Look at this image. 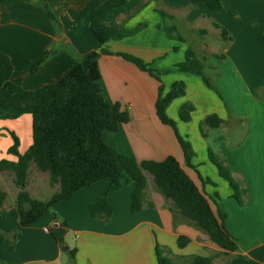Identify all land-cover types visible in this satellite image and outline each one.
I'll return each instance as SVG.
<instances>
[{
    "label": "crops",
    "instance_id": "obj_1",
    "mask_svg": "<svg viewBox=\"0 0 264 264\" xmlns=\"http://www.w3.org/2000/svg\"><path fill=\"white\" fill-rule=\"evenodd\" d=\"M105 1L1 3L0 52L13 66L11 82L25 90L39 89L62 79L80 59L99 50L89 25L92 12ZM221 4L222 10L214 12L191 0H131L124 11H112L107 17L109 24L139 30L103 47L111 55L99 58V85L106 102L118 103L129 114V122L117 131L103 132L104 143L138 162L174 157L197 188L226 215L225 226L236 241L235 251L225 253L210 242L204 231L162 196L148 173L142 209L136 214L130 211L135 185L124 181L119 190L107 196L113 210L110 220L103 223L93 218L88 205L104 196L107 185V180H100L77 191L71 200L57 202L37 222L23 228L16 205L19 189L13 174L2 172L0 186L6 199L0 209V233L11 239L16 232V238L13 246L0 243V264H12L3 254L12 248L17 254L18 250L30 254L35 249L41 251V256H27L20 264H70L66 255L70 249H76V264H157L156 246L176 264H189L195 256L212 257L211 264H264V0H221ZM215 25L225 29L228 40L221 38ZM168 26L175 29L172 39L164 32ZM209 32L217 33L227 45L219 54L224 56L221 61L215 59L218 54L209 46H200L198 57L205 58L204 71L210 73L214 90L207 88L201 77L175 70L184 62L189 46L198 45L193 41L195 34L206 39ZM119 53L137 57L159 73L164 93L174 82L185 84V96L174 100L166 114L175 122L180 137L191 145V164L214 186L202 184L196 172L184 165L174 131L157 118L154 105L159 83ZM43 57V64L30 73L29 67ZM185 103L194 107L188 123L178 116ZM212 114L223 122L215 129L204 127L203 137L201 122ZM31 123L30 115L0 120V160H16L8 153L13 143L10 132L19 140L18 152H27ZM209 149L239 186L247 189L243 205L232 197V189L209 162ZM58 190V185H49L47 173L29 168L26 191L31 198L47 202ZM54 221L61 227L44 232L43 227ZM179 236L190 240L183 249L177 247Z\"/></svg>",
    "mask_w": 264,
    "mask_h": 264
},
{
    "label": "trees",
    "instance_id": "obj_2",
    "mask_svg": "<svg viewBox=\"0 0 264 264\" xmlns=\"http://www.w3.org/2000/svg\"><path fill=\"white\" fill-rule=\"evenodd\" d=\"M6 0H0V4ZM28 1V0H24ZM44 0H41V2ZM131 0H107L100 4L91 14L89 29L99 42V50L93 51L80 59L62 79L39 89L29 91L11 82L13 66L9 58L0 52V89L3 99L0 101V120H16L23 115H30L31 145L27 152H18L19 140L10 132L12 145L8 153L15 161L0 160V173L13 174V183L19 189L16 205L19 213V224L28 227L37 222L54 204L59 201H69L73 195L88 186L107 180L104 196L95 203L88 205L90 215L100 222L107 223L113 213L108 203L109 193L121 188L122 183L133 182L135 187L131 195L130 211L136 214L141 211L145 196V173L152 176L153 182L162 194L170 200L183 217L205 232L210 242L225 253L235 251L237 244L225 226L226 215L222 213L215 201L207 198L203 191L197 188L181 168L177 160L168 156L160 162L144 160L138 162L117 150L107 146L102 134L105 131L115 132L123 124L129 122V114L122 110L118 103L110 104L103 97L99 85V58L111 55L103 47L111 41H120L137 33L134 30L118 28L108 23V15L114 11H124ZM193 4L202 2L214 12L222 10L221 0H191ZM46 9V6L43 5ZM162 17L168 15L160 13ZM230 14V13H229ZM224 40L229 37L224 28L215 25ZM173 27H166L164 32L172 39ZM125 61L134 64L139 70L147 73L159 83L158 96L155 102V112L159 121L169 126L175 133L177 142L183 153L184 165L195 171L202 184L214 186L209 179L203 180L191 164L194 156L189 142L180 137L175 122L167 114V108L176 100L185 96V84L177 81L171 84L164 93L159 73L141 59L129 54L119 53ZM217 60H223V55H215ZM45 58L38 59L29 67L30 73H35L43 64ZM205 58L198 59L188 49L184 62L176 65L178 72L189 73L202 78L205 86L214 90L211 77L204 73ZM209 68L213 69L211 65ZM194 107L190 103L183 104L178 112L179 119L188 123ZM222 120L215 114L209 115L201 122L203 128H218ZM208 160L216 167L220 178L225 180L232 189V197L239 205L248 199V191L241 188L232 178L231 171L208 150ZM34 166L38 171L47 173L50 186L58 185L59 190L47 202L33 199L26 191L28 170ZM6 199V193L0 186V209ZM214 206L215 209L212 207ZM16 238L13 232L11 239L0 233V243L12 244ZM60 245L62 240H56ZM190 240L179 236L177 247L183 249ZM157 264H175L156 246ZM76 249L67 250L70 264L75 263ZM212 257L195 256L189 264H211Z\"/></svg>",
    "mask_w": 264,
    "mask_h": 264
},
{
    "label": "rangeland",
    "instance_id": "obj_3",
    "mask_svg": "<svg viewBox=\"0 0 264 264\" xmlns=\"http://www.w3.org/2000/svg\"><path fill=\"white\" fill-rule=\"evenodd\" d=\"M196 35V40H193L194 42H198L197 46L195 47L194 45H191V47L189 46V49L194 53V55L199 59L200 57H198V54L201 52L200 50V46L201 44H205L206 46H209L210 50L212 52H215L216 54H223V48L226 45V43L224 42V40H222L219 35L217 33H211L209 32L208 36L206 37V39H204L203 37H201L199 34H195ZM205 55L208 56L209 53L205 52ZM216 59V58H215ZM217 60V59H216ZM206 73V75L208 76V74H210L208 71H204ZM33 177V174H32ZM32 179V178H31ZM10 194L9 193V199H10ZM50 237H52V235H49ZM42 241V238H41ZM15 243V242H14ZM14 243L9 244V246H13ZM11 248V247H10ZM64 248V246L62 247V249ZM14 248L8 250V252H3V254L6 255L7 258H9L12 262V264H20L23 260H27V256H29L30 258H34L35 254L37 253L38 256H41V251H39L38 249H35L34 251H30V253H27L28 251H21L18 250V254L15 252V250H13ZM18 262V263H16ZM174 262V261H173ZM176 264V263H175Z\"/></svg>",
    "mask_w": 264,
    "mask_h": 264
},
{
    "label": "built area",
    "instance_id": "obj_4",
    "mask_svg": "<svg viewBox=\"0 0 264 264\" xmlns=\"http://www.w3.org/2000/svg\"><path fill=\"white\" fill-rule=\"evenodd\" d=\"M61 227V224L58 221H54L51 226L43 227V231L48 233L50 232L51 228H58Z\"/></svg>",
    "mask_w": 264,
    "mask_h": 264
},
{
    "label": "water",
    "instance_id": "obj_5",
    "mask_svg": "<svg viewBox=\"0 0 264 264\" xmlns=\"http://www.w3.org/2000/svg\"><path fill=\"white\" fill-rule=\"evenodd\" d=\"M65 250H67V248H65Z\"/></svg>",
    "mask_w": 264,
    "mask_h": 264
}]
</instances>
